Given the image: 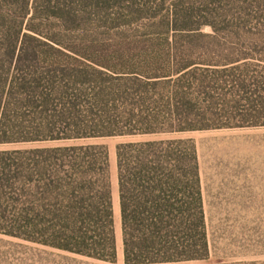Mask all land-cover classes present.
<instances>
[{
  "label": "trees",
  "instance_id": "1",
  "mask_svg": "<svg viewBox=\"0 0 264 264\" xmlns=\"http://www.w3.org/2000/svg\"><path fill=\"white\" fill-rule=\"evenodd\" d=\"M162 3L159 7L146 0H0V144L264 126V102L259 107L239 106L228 112L233 117H199L203 113L193 97L194 89L209 94L228 86L231 93L264 100V75L246 70L249 56L257 54L264 61V41L241 36L173 39L171 30L210 21L206 17L197 21L173 0ZM97 13L116 15L113 20L123 26L160 19L166 29L104 46L124 52L118 59L127 69H121L119 77L134 81L130 102L144 107V116L80 117V89L93 64L114 68L107 61L92 64L82 53L92 45L79 43L70 34L90 27ZM212 50L225 53L222 63H198L189 59L191 55L188 60L182 56ZM202 65L227 69L230 80L201 76L190 83ZM115 157L124 263L207 259L195 144L183 139L125 143L116 147ZM113 223L104 147L65 144L0 152V234L114 262Z\"/></svg>",
  "mask_w": 264,
  "mask_h": 264
},
{
  "label": "rangeland",
  "instance_id": "2",
  "mask_svg": "<svg viewBox=\"0 0 264 264\" xmlns=\"http://www.w3.org/2000/svg\"><path fill=\"white\" fill-rule=\"evenodd\" d=\"M146 1L160 7L163 1L172 0ZM173 1L187 13L194 15L197 21L204 22V17L210 21L201 27L188 24L184 31L171 30L168 34L173 39L193 36L209 41L212 37L235 39V36H241L242 39L264 41V0ZM217 13L222 16L218 17ZM101 14L93 16V24L90 27L70 33L79 43L92 45L89 49L82 50L83 55L89 57L92 64L95 60L102 63L107 61L108 65L114 67L107 70L93 64V69L89 71L86 82L82 83L80 89L82 112L80 117H141L144 107L130 102L132 100L130 95L136 89L134 81L119 77L121 69H127L123 61L118 59L124 52L116 51L117 48H110L111 46H104L124 37L161 34L166 29L160 26V19L154 23L139 21L130 26H123L119 25L121 22L116 24L118 20H113L116 15ZM223 54L212 50L186 52L182 56L188 60L186 56L191 55L192 58L189 59H194L198 63L215 64L224 61ZM249 57H252L246 62L249 74L264 75V61L260 60L262 58L257 54ZM225 70L212 66L205 69L202 65L194 77L190 78V83H195L201 76L215 81L230 80L227 78L230 77V71ZM219 83H222V80L217 81V85ZM218 89L209 94L194 89L193 97L196 100L194 102L200 113H203L199 117H233L235 114L228 112L239 109V106L253 103L259 107L261 105L259 103L264 102L256 95L231 93L228 86ZM124 93L126 96L120 98ZM131 109H134L133 112ZM261 117H264V114ZM168 139L191 140L195 144L209 248V255L205 260L173 264H264V126L111 136L68 142L0 144V152L65 144L104 147L108 153L116 241L115 261L104 262L0 234V264H125L121 244L116 147L125 143Z\"/></svg>",
  "mask_w": 264,
  "mask_h": 264
}]
</instances>
